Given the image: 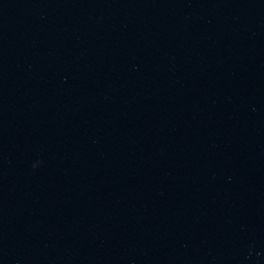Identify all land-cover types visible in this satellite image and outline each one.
Masks as SVG:
<instances>
[{
  "label": "water",
  "instance_id": "1",
  "mask_svg": "<svg viewBox=\"0 0 264 264\" xmlns=\"http://www.w3.org/2000/svg\"><path fill=\"white\" fill-rule=\"evenodd\" d=\"M0 264H264V0H0Z\"/></svg>",
  "mask_w": 264,
  "mask_h": 264
}]
</instances>
